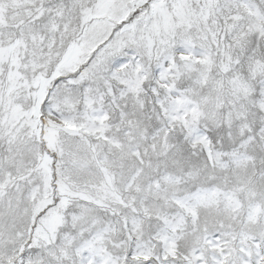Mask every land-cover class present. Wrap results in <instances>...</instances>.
<instances>
[{
  "label": "snow or ice",
  "instance_id": "1",
  "mask_svg": "<svg viewBox=\"0 0 264 264\" xmlns=\"http://www.w3.org/2000/svg\"><path fill=\"white\" fill-rule=\"evenodd\" d=\"M0 264H264V0H0Z\"/></svg>",
  "mask_w": 264,
  "mask_h": 264
}]
</instances>
